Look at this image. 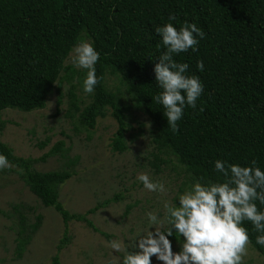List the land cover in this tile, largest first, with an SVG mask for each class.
<instances>
[{"label":"trees","instance_id":"1","mask_svg":"<svg viewBox=\"0 0 264 264\" xmlns=\"http://www.w3.org/2000/svg\"><path fill=\"white\" fill-rule=\"evenodd\" d=\"M170 14L176 15L172 23L177 28L187 21L205 33L198 51L174 57L189 65L186 75L199 76L204 85L197 109L185 108L177 133L168 128L162 107L152 102L159 91L153 69L165 51L158 48L161 38L155 29L168 22ZM79 40L92 42L100 53L96 73L103 79L93 94L86 95L88 101L82 108L74 85L69 86L68 105L77 113V128L92 130L96 120L109 113L116 124L110 150H126V109L107 88L110 77L122 88L129 105L150 123L156 150L174 157L189 186L200 177L220 179L214 171L217 159L241 166L255 160L264 170V0H0V112L41 110L52 93L60 97V83L74 76L65 62ZM199 60L204 62L203 72L197 69ZM78 74L76 85L82 88L85 72ZM2 128L0 121V135ZM60 151L61 143H56L39 159L21 158L0 141V154L14 165L3 171L15 173L43 207L55 211L64 230L69 222L83 223L109 238L87 216L118 202L120 194L82 214H72L58 202V189L73 171L37 172L32 168ZM153 158L158 164L150 166L155 170L165 163ZM244 226L249 228L250 247L264 260V247L255 244L256 233L250 224ZM63 234L57 251L67 240ZM169 239L173 251H179V237ZM24 242L16 246L17 256ZM50 264H60L57 255Z\"/></svg>","mask_w":264,"mask_h":264},{"label":"rangeland","instance_id":"2","mask_svg":"<svg viewBox=\"0 0 264 264\" xmlns=\"http://www.w3.org/2000/svg\"><path fill=\"white\" fill-rule=\"evenodd\" d=\"M65 65L71 67L74 76L60 83V97L52 93L41 110L0 112L3 124L0 141L14 156L30 159H39L56 143H61L60 152L32 168L37 172L73 171L58 189V202L69 213L82 214L116 194L122 199L87 216L92 225L109 238L93 232L83 223L69 222L64 230L56 212L43 207L15 173L0 171V264H50L54 255L60 264H120L124 251L112 253L107 242L121 241L131 251L134 240L149 227L146 213L154 212L163 218L164 201L174 203L189 187L186 174L174 157L157 151L151 143L150 123L129 105L128 97L114 78L108 77L106 86L118 95L126 109L127 128L123 136L126 150L122 153L110 150L116 124L109 113L97 119L92 130L77 128V113L69 109L66 92L74 85L73 93L83 102L79 108L87 103L86 94L76 85V75L83 70L72 65L70 54ZM44 141L46 144L39 148ZM154 156L165 162L157 170L150 166V163L158 164ZM140 173L164 182L169 189L167 195L145 191L137 180ZM34 224L33 230L30 226ZM63 233L67 240L57 251ZM25 239L17 256L16 246ZM152 264H159L155 257ZM245 264H264V260L249 247Z\"/></svg>","mask_w":264,"mask_h":264},{"label":"clouds","instance_id":"3","mask_svg":"<svg viewBox=\"0 0 264 264\" xmlns=\"http://www.w3.org/2000/svg\"><path fill=\"white\" fill-rule=\"evenodd\" d=\"M176 20V15L170 14L168 22L155 29L161 38L158 48L162 46L165 51L156 59L153 69L159 91L152 97V102L162 107L173 133L179 131L185 108L195 111L204 93L199 76L186 75L189 65L174 57L189 50L198 51L205 33L187 21L177 28L172 23ZM70 57L72 65L85 72L83 93L93 94L103 79L96 73L100 53L92 42L79 40ZM197 69L204 71L203 60L197 61ZM199 111H204L203 106ZM213 163L221 178L205 181L200 177L174 203L165 200L163 218L154 212L146 213L149 227L134 240L131 251L121 241L107 242L112 253L124 251L120 264H152L153 257L159 264H245L252 244L245 224H250L251 231L256 233L255 244L264 247V210L258 207L264 206V170L255 160L247 166L221 159ZM13 167L7 156L0 154V171ZM137 180L147 192L167 195L169 191L164 182L153 180L147 173L138 174ZM172 236L179 237V251H173L169 239Z\"/></svg>","mask_w":264,"mask_h":264}]
</instances>
